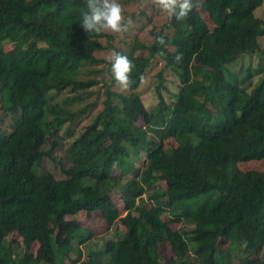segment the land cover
I'll return each mask as SVG.
<instances>
[{
	"label": "trees",
	"instance_id": "obj_1",
	"mask_svg": "<svg viewBox=\"0 0 264 264\" xmlns=\"http://www.w3.org/2000/svg\"><path fill=\"white\" fill-rule=\"evenodd\" d=\"M118 2L124 10L131 0ZM193 2L185 19L168 18L171 34L163 27L152 44L135 39L125 52L109 30H83L86 0H0V264L17 259L10 234L24 246L22 264H222V237L259 254L237 262L224 252L223 264H264V172L240 166L264 159L263 0ZM108 49L133 62V82L120 89L104 71L107 90L96 97L100 80L85 71L99 73L90 66ZM255 54L260 66L243 64L239 76L231 65ZM155 56L165 64L150 109L138 89ZM63 145L66 164L55 156ZM45 160L61 177L41 168ZM94 213L126 230L83 258L78 248L95 233L80 217ZM170 222L192 225L193 246Z\"/></svg>",
	"mask_w": 264,
	"mask_h": 264
},
{
	"label": "rangeland",
	"instance_id": "obj_2",
	"mask_svg": "<svg viewBox=\"0 0 264 264\" xmlns=\"http://www.w3.org/2000/svg\"><path fill=\"white\" fill-rule=\"evenodd\" d=\"M121 2L126 1V0H120ZM200 2H203V0H199ZM125 9L123 10V16L127 19L129 16L133 19L134 24L130 27L129 31L119 34V33H112L109 30V33L114 37V45L116 49H119L121 51L128 52L130 50L129 47V42L135 39H138L147 45L152 44L156 37L154 32H161L163 27L165 28L166 34L169 35L172 33V29H168L165 26V23L168 21V14L158 8L156 5L153 4L152 0H131L130 4L127 6H124ZM201 12L203 14V17L205 21L209 24L210 28H214V23L212 21V18L210 16V13L205 10L201 9ZM256 14L258 16H262L264 18V0L263 4L261 7H259L256 10ZM104 42L106 41V38L103 39ZM113 40V39H112ZM261 47L264 52V37L261 39ZM116 49H108V50H102L98 51V56L102 59V61L99 64H94L91 65L90 67L100 69L99 73L96 74H90L88 72V69L86 68L85 73L89 74L91 76H96L100 82L96 86H94L93 90H95L96 94H94L97 97V94L101 93L103 94L107 90V86L105 85V82L103 80V77L107 75H103L102 72L106 71L109 76H112V71L110 68V62L111 57L115 53ZM149 53L145 51H136V56L138 61L140 60H146V56H148ZM260 56L257 54L255 55H247L244 57L241 61L231 65L233 70L238 73L239 76H241V73H239L240 70L243 68V64L247 66L248 64H252L254 69L260 66ZM149 65L146 69L145 76L143 77V82L141 83L139 87V92L143 98L144 103L147 104V106L151 109L153 108L157 103H158V98L156 94V89L154 87L155 82H156V77L157 73L159 70L164 67V60L158 56H155L151 58L148 61ZM261 63L264 65V54H263V60H261ZM252 67V68H253ZM168 78L171 79V77L175 78L173 72L171 70H167L165 72ZM260 73H255L253 76V79L255 82H258L259 75ZM178 84V80L176 81V85ZM167 85L172 86L171 82H168ZM120 89H123L120 87ZM176 89V87H175ZM95 96H93L91 99H94ZM89 102V100L87 99ZM217 117V115H215ZM4 117L1 116L0 114V119L2 120ZM4 120V119H3ZM89 120L86 119L84 122H88ZM141 122H144L143 120H140ZM4 127V126H3ZM167 146H174L177 145L178 142L174 139H170L167 141ZM64 147L63 145L61 148L57 149L55 151V156L56 159L61 158L63 160V163L66 164V155L64 153ZM138 166L137 169L134 170L132 174H129L128 178H131L132 175H137L139 174V171L141 170L142 162L138 161ZM243 170H248V169H255L259 171L264 172V159L262 160H251L248 162H243L242 165H240ZM41 168L43 170H50L54 172L58 177H61V169L59 168V165H56L54 161L51 160H45ZM114 174L117 176H120V169L116 168L114 170ZM126 180L123 181L125 183ZM162 186H164V182L162 183ZM113 198L117 202V205L120 208L121 216H124L126 211L123 209V201L121 199V193L119 191H114L113 192ZM83 226H88L89 221L91 222V227H93L94 230V239L93 241L81 246V248H78L80 251V255L82 254V257L85 258L89 254V249H97L98 247H103L104 243L107 239L112 238L114 235H117V232H125V227L122 225L120 221H117L113 226V228L110 230L108 228L107 222L104 219V216L102 213H94L92 215H87L84 214L83 216L80 217ZM164 219L167 220L166 216H164ZM170 226L174 230H179L182 231L185 239L188 241L190 246H193V241H194V235L189 233V230L192 229L191 225L184 224V223H179V222H170ZM7 240L8 242H12L14 249L18 251V256L17 259L15 260L14 264H22L24 257L21 256L23 254L22 249H24V246L22 242L19 240L18 236L14 237L12 234L7 235ZM39 244L34 243L32 244L31 248V253L33 255L37 254ZM218 248L223 251V255H218L219 261L223 264L225 262V256H227L224 252H228L229 254V259H233L235 261H239L242 258L249 256L251 258H257L259 257L258 253H252V254H247L244 251L243 245L241 247H232L230 244V240L227 238H221L218 242ZM161 251L165 254L167 258L174 256L173 250L171 245L168 242H163L160 246ZM234 250V251H232ZM264 253V250H263ZM78 252H76V256ZM66 264H72L71 261L67 260Z\"/></svg>",
	"mask_w": 264,
	"mask_h": 264
},
{
	"label": "clouds",
	"instance_id": "obj_3",
	"mask_svg": "<svg viewBox=\"0 0 264 264\" xmlns=\"http://www.w3.org/2000/svg\"><path fill=\"white\" fill-rule=\"evenodd\" d=\"M152 2L165 11L169 17H175L178 21L185 19L196 7L193 0H152ZM81 17V27L89 35L100 34L106 30L123 34L129 31L134 24L130 16L125 19L122 6L118 0H86V10H82ZM158 42L163 43V38L160 37ZM111 60L113 61L111 71L116 83L121 88L128 89L133 82L131 80L133 62L127 55L118 52L113 54Z\"/></svg>",
	"mask_w": 264,
	"mask_h": 264
}]
</instances>
